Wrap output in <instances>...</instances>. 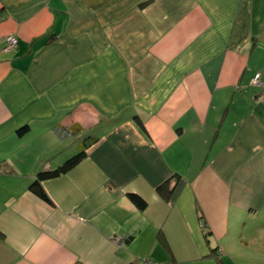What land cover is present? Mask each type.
Wrapping results in <instances>:
<instances>
[{"label":"crops","instance_id":"obj_1","mask_svg":"<svg viewBox=\"0 0 264 264\" xmlns=\"http://www.w3.org/2000/svg\"><path fill=\"white\" fill-rule=\"evenodd\" d=\"M144 262L264 264V0H0V264Z\"/></svg>","mask_w":264,"mask_h":264},{"label":"trees","instance_id":"obj_2","mask_svg":"<svg viewBox=\"0 0 264 264\" xmlns=\"http://www.w3.org/2000/svg\"><path fill=\"white\" fill-rule=\"evenodd\" d=\"M137 123L143 128V124H141L140 120L137 118ZM26 130V128H24ZM23 130V131H24ZM86 157V150L83 148L78 154L67 160L63 165H61L59 168H57L54 171H48L43 172L38 176V180L35 181L31 187L30 190L39 196L40 198L49 201L48 197L43 190L41 186V181L58 177L64 173H67L71 169H73L77 164H79L81 161H83ZM158 192L161 196H163L166 200L170 199V196L173 194V188L170 186L169 181L164 183L158 188ZM129 198L137 205V207L141 210H145L146 208V202L142 200L138 195L136 194H129Z\"/></svg>","mask_w":264,"mask_h":264},{"label":"built area","instance_id":"obj_3","mask_svg":"<svg viewBox=\"0 0 264 264\" xmlns=\"http://www.w3.org/2000/svg\"><path fill=\"white\" fill-rule=\"evenodd\" d=\"M18 38L14 35H8L5 37V50L6 51H12L18 46ZM252 84L255 86H261L263 83L261 82V76L260 74H257L254 79L252 80ZM143 264H153V263H147L144 262Z\"/></svg>","mask_w":264,"mask_h":264}]
</instances>
